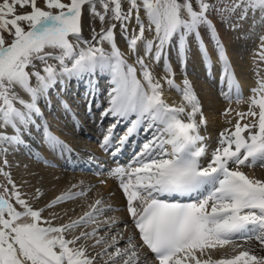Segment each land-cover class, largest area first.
<instances>
[{"label":"snow or ice","instance_id":"1","mask_svg":"<svg viewBox=\"0 0 264 264\" xmlns=\"http://www.w3.org/2000/svg\"><path fill=\"white\" fill-rule=\"evenodd\" d=\"M85 11L90 39L83 35ZM250 11L264 18V0H0V154L11 146L29 147L24 135L40 127L39 102L51 107L50 90L73 79L87 81L91 110L96 78L109 77L108 106L101 117L114 123L102 148L112 146L120 123L128 126L116 152L141 131L148 135L132 163L108 173L119 182L139 243L134 235L112 231L121 221L105 216L115 209L103 198L78 218L54 224L58 214L43 213L87 191H72L77 188L72 185L36 208L0 167L7 181L0 184V264H97V257L103 264H147L149 259L154 264H264V254L236 243L255 240L264 252V179L243 170L264 168V77L257 69L256 86L245 101L209 18L214 13L226 22L239 13L245 19ZM133 21L136 27L130 28ZM117 23L134 63L118 47ZM201 28L207 29L221 65V95L229 103L235 98L247 104L246 111L224 110L223 116L235 112V123L227 120L230 126L219 132L211 149L210 137L202 132L208 118L201 101L186 72L182 84L176 82L168 58L175 50L186 67L189 37H194L210 71ZM258 56L264 61V36ZM161 61L163 74L157 76L153 65ZM165 86L179 94L178 103H168ZM43 136L53 149L63 147L46 122ZM3 163L7 166V159ZM42 195L37 188L32 199ZM229 245L235 254L217 258ZM97 247L100 251L91 255L89 248Z\"/></svg>","mask_w":264,"mask_h":264},{"label":"rangeland","instance_id":"2","mask_svg":"<svg viewBox=\"0 0 264 264\" xmlns=\"http://www.w3.org/2000/svg\"><path fill=\"white\" fill-rule=\"evenodd\" d=\"M213 2H215V0H213ZM125 7H127L126 3H125ZM260 15H262V14L258 11L256 13H252L250 11L248 16L245 19H239V13H237V14L233 15L226 22L222 21L221 18L214 13L210 14V16H209V18L213 21V23L216 26V30H217L218 35H219V40L223 44L225 51L228 52V50H229L230 58L228 55V59L229 60L231 59L232 64L235 65V69H237V73L241 74V76H244L245 78H248V79L255 81V83H256V79H257L256 70L259 69V72H260V68H262L263 64H264V61H261L259 59V56H258V53L260 52V37L262 36V34L264 36V30L261 28L260 31H258V35L254 36L253 38H248L247 35H248L249 30H250L249 26H251L250 22L253 20V18H255V17L257 18L258 16L260 17ZM94 26L96 27L97 31H99L100 24L98 21L95 22ZM132 27H136L134 21L130 25V28H132ZM116 33H117V37L119 39H121V41H123V43L126 44V42L124 41V39L120 35V28H119L118 23H117ZM83 35L85 38H89V39L91 38V32H90V29L88 27L87 11H85ZM146 35H147V33H146ZM201 36L203 37L204 43H205L208 51L210 50L209 52L211 54H215V56H216V62H217L216 74L217 75L216 74L213 75V74H211V71H208V68L205 66V63H204L203 59L201 58V56L197 50V45L195 43L194 37H189L190 52L188 54L186 67L181 66V64L177 58L175 50H169L168 58H169V61L172 65L174 71H175L176 76L179 77V81H181L180 83L182 84V81L185 78V72H186V74H187L186 78L192 83V85L196 89L197 96L201 101L204 114L208 118L207 129L206 130L203 129V130H204L205 135H208L211 138L209 140L210 142L213 143L210 145V149H211V147L215 145V141L217 139L219 132L223 128L230 126L227 124V120L231 119L233 124L235 123V119H234L235 112H233L234 114L231 116H223L222 113L224 112V110L226 108L231 107V108L239 110V111H246L247 108H243L242 110H240L238 107V103L236 101L232 100L231 103H229V101L226 100L224 98V96L221 95L222 85L219 84V82H217L219 76L221 77V65L218 61V56H217V53L215 50V45L212 42V40L210 39L209 33H208L206 28H201ZM239 44H242L245 49L239 50L236 47ZM125 54H126V58L128 59V62L134 63V60H133L134 58L132 59V57L128 53H125ZM127 55L129 56V58L127 57ZM131 60H133V62ZM195 62H197L202 67L201 70H195L194 69L193 63H195ZM216 62L214 64L215 66H216ZM162 64H163V61H161L160 65H156V66H158V67H160V69H162ZM233 65H231V67H234ZM218 69H219V71H218ZM208 75H210V76H208ZM204 77H205L206 81L204 80ZM214 77H215V79H214ZM208 79H210V80H208ZM100 80H101L100 85H101L102 90L99 89V91L96 92V98L94 99V101L91 105V110H89V107H87L88 104H87V101L85 100V93L87 91L88 86L86 87L85 93H84V91H82L83 90L82 88H79V90H76L75 88L72 89V84H71V86L67 85L66 88L63 86L61 89L60 86H57V87L50 90V94L53 97H55V100L58 101V103H60L61 101H64L68 104V106L70 108H69V110H66L62 106L64 109V113H62V112H60L59 109L57 110V103H55V105L53 103V106H52L53 110L49 111V113L48 112L43 113L45 116H43V118L40 120L41 122L39 123V125H41L43 123V120L45 119V120H47L46 122L50 126L56 127L59 130H61L60 138H58L57 134H55V136H57V138L62 142L63 147L57 146L55 149H53V147H51L52 152L49 154V156L46 157V160H47L46 163L40 159H37V160L33 159L32 161L34 163H37L38 166L42 165V167H46V168H49L51 170L53 169L54 171H58L59 173H62V171L63 172L65 171V172H69L72 175L82 174L85 177L84 178L85 182L83 183L84 185L81 188L85 187L86 189L87 188L90 189V191L88 192V190H86V189H81V190L87 191V193H88L87 195H90V194L92 195V197H93L92 203L97 198H103L106 205H111L112 208L115 209V211L107 212L105 214V216L118 218L121 221V223L118 224L117 227L114 228L112 231L113 232L119 231L124 235V237H127L128 235H132V234L128 233L125 236V231L129 230L128 226L129 225L131 226L132 221H131V218L129 217L128 213H127L126 198L124 197V194L119 187L118 180L114 177L109 176V174H108L110 169L115 168L117 166V163H116V161L111 159V157H110L111 152L108 151V149L105 151V148L101 147V144L103 141L102 139L107 134V129L110 127V125L113 123L114 120L111 117H108V118H102L101 117L102 110L108 106L107 105V92L110 88V84H109V77L106 75L101 76ZM200 83H203V84H200ZM206 85L209 87V89H207L208 87ZM97 87H99V86H97ZM208 90H210L209 92L212 93V95H215L217 97L218 101L215 105L216 109L212 108V106L210 105V103H211L210 100H208V102H207L209 104H204V102L202 101V99L205 97V94L208 92ZM223 90L226 91L225 86H223ZM79 92L81 95L79 94ZM100 93H103L104 95L100 94ZM65 97L66 98L68 97L69 100H66ZM97 98L100 99V101L98 100L99 102L97 101ZM55 100L53 102H55ZM67 101H69V102H67ZM100 102H101V104H100ZM98 103H99V105H98ZM85 107H86V109H85ZM75 110H76V112L72 115V113H70V111L74 112ZM58 111H59V113H58ZM213 114L215 116H212ZM76 121H78L77 125H76ZM82 121H84V122L82 123ZM121 124H123V123H121ZM121 124H119L117 129L116 128L114 129V139H113L114 142L116 141L119 134H121V132H122L121 130L124 127V125H126V123L122 126H121ZM78 127L80 128L79 130H78ZM52 131H54V128H52ZM27 134H28V137H29V135H31L30 140L29 139L27 140V141H29L28 149L32 153H34V151H37L39 155H43L42 154L43 153V145H42L43 143H41L40 138H38L36 136V133L32 132V128H30V131L27 132ZM32 135H34V137ZM41 136H39V137H41ZM146 139H148V135L145 134L143 131H141L138 134V141H137V146H136L138 151L140 150L142 144L145 142ZM95 148H98V152L95 151ZM135 154L133 156V159L135 157ZM8 155H10V154H8V153L0 154V167H4V171H6V172H10L11 178L15 182V179L12 176L13 172H12L11 164L8 160ZM27 158L29 159V156ZM129 158H130V156H123V163H120V165L122 164L121 166L127 167L133 161V159H129ZM4 159H7V161H8L7 166H4V163H3ZM99 161H102V164L105 165V172L104 173L99 172V173H101L100 176L94 175L88 169L82 170L79 167H77V165L84 164V165L89 166L90 168H94V164L98 163ZM66 163L70 164V165H75V169H68V166H66ZM19 164H21V165H19ZM18 165L19 166L24 165L21 167V168H24L26 166V162L20 161V163H18ZM257 167L260 168L259 166H257ZM251 169L245 168L244 170H245V172H247V174H249ZM262 171H264V168H262ZM263 179H264V176H263ZM101 181H110V182L101 183ZM6 183H7L6 179L3 176H0V184H6ZM105 184H108V188L112 187L113 190L116 189V190L120 191L121 196H123L121 204L118 202H112V200H110L113 197V195H112L113 193H110L108 191L101 193V191L105 188ZM79 186H81V185H79ZM37 188H39L41 190V192L43 193V190L41 187L38 186ZM37 188L30 189L29 187H27L24 184L19 186L20 191L24 194H33L34 193L31 196L29 202L32 203L33 206L36 208L43 207L46 203L50 202L56 196H59L60 194L63 193V192L58 193V194L54 195V197L51 199L43 198V196H41L38 200L32 199V197L36 193ZM72 191H75V190L73 189ZM78 191H80V190H78ZM78 198H81V197H78ZM76 199H74V200H76ZM74 200H70V201H67L65 203H71ZM60 206H61V204L57 205L53 209H56ZM53 209H50V210H53ZM50 210L45 211L44 213L49 212ZM81 215L82 214H79V212H76L74 215L66 218L63 221H58V222L54 221V224L65 223L68 221L69 218L76 219ZM125 218H127V219H125ZM125 224H127L126 229H125ZM101 235H103V230H101ZM89 243L91 244L92 241H89ZM120 246L121 247L124 246L123 240L121 241ZM98 251H100L99 247H97L95 249L89 248V253L91 255H95V253ZM142 252H143V250H142ZM142 259H143V257H142ZM152 262H154V261L149 259L147 264H151ZM97 264H103V260H101L99 257H97ZM152 264H154V263H152Z\"/></svg>","mask_w":264,"mask_h":264},{"label":"bare ground","instance_id":"3","mask_svg":"<svg viewBox=\"0 0 264 264\" xmlns=\"http://www.w3.org/2000/svg\"><path fill=\"white\" fill-rule=\"evenodd\" d=\"M254 16V15H253ZM250 18V17H249ZM248 18V19H249ZM247 19V20H248ZM246 21V20H245ZM250 21V20H249ZM248 21V22H249ZM248 25V24H247ZM250 30L248 32V38H253L254 36L258 35V31H260V29L262 28L264 30V18H262V15H260V17L258 16L257 18H253V20L250 22ZM133 26V25H132ZM133 28V27H132ZM263 36V34H262ZM117 44H118V47L121 49L122 52L124 53H128V49H127V45L125 43H123V41H121V39H119L117 37ZM105 47L107 48V45H105ZM239 50H244V46L242 44H239L236 46ZM251 49V48H250ZM210 51V50H209ZM248 52V51H247ZM210 53V52H209ZM227 53V57L229 55V58H230V53H229V50ZM141 54H143L141 52ZM210 56H211V60H212V64H211V69H213L212 73L211 74H216L217 72V62H216V56L215 54H211L210 53ZM127 57L129 58V56L127 55ZM132 57V56H131ZM134 57H132L133 59ZM130 60V59H129ZM135 60V58L133 59ZM133 60H131L133 62ZM229 60V59H228ZM231 65L232 64V61L231 59L229 60ZM216 62V66L214 65ZM130 63V62H129ZM194 65V69L195 70H201L202 67L197 63H193ZM234 67H232V70L235 74V80L239 83L240 85V89H241V92H242V95H243V98L244 100L246 101L247 98L251 95V92H250V89L252 87H255L256 86V83L255 81L251 80V79H248V78H245L244 76H241V74L237 73V69H235V65H233ZM154 67V71L155 73L157 74V76L159 75H162L163 74V71L162 69H160V67L156 66V65H153ZM209 71V69H208ZM219 71V69H218ZM261 72V73H260ZM260 72L259 74L264 77V64H263V67L260 68ZM219 73V72H218ZM217 75V74H216ZM210 76V75H208ZM213 79V78H212ZM215 79V77H214ZM181 80V79H180ZM204 80H205V77H204ZM210 80V79H208ZM73 81V83H72ZM206 81V80H205ZM80 81H77L75 79L73 80H70V81H66L65 83V88L68 86H71L72 84V89L75 88V86L79 83ZM83 83V81H81ZM95 82H98V85H99V77L96 78ZM176 82L177 83H180L181 81H179V77L176 76ZM215 82V81H214ZM213 82V83H214ZM217 82H219L221 84V78H218ZM86 85H87V81H85ZM212 83V84H213ZM216 83V82H215ZM181 84V83H180ZM200 84H203V83H200ZM208 85V84H207ZM206 85V86H207ZM88 86V85H87ZM218 86V85H217ZM221 86V85H220ZM225 86V90L227 91V84L226 82L224 83ZM100 87V88H99ZM97 87L96 85V91H99L102 90L101 89V85ZM194 87V86H193ZM208 87V86H207ZM215 88V87H214ZM58 89V88H57ZM60 89V88H59ZM62 89V87H61ZM60 89V90H61ZM106 89V88H105ZM209 89V87L207 88ZM195 92H196V89L194 88ZM76 91V90H75ZM83 91V90H82ZM210 90H208V92L205 94V97L202 99V101L204 102V104H209L207 103L208 100H210V105L212 106L213 109H216L215 105L217 103V97L215 95H212V93L209 92ZM74 93V92H73ZM63 94V93H62ZM78 94V93H77ZM80 94V92H79ZM100 94H103V93H100ZM197 94V92H196ZM69 95V94H68ZM81 95V94H80ZM104 95V94H103ZM67 96V95H66ZM72 96V95H71ZM84 96V95H83ZM102 96V95H101ZM74 97V96H73ZM77 97V96H76ZM66 98V97H65ZM68 98V97H67ZM66 100H69V98ZM75 98V97H74ZM106 98V97H105ZM104 98V99H105ZM165 98L167 99L168 103H178L179 100H180V96L179 94L176 93V91L174 89H168L167 86H165ZM83 99V98H82ZM49 100H50V103H51V107H48L46 106L45 104V101L44 100H41L39 103H40V107H41V110L43 113H46L49 111H51L52 109V106H53V103L55 105V103H57V110L59 109L60 112L64 113V109H63V104L60 102L58 103V101L55 100V97H53L51 94H50V97H49ZM55 100V102H53ZM65 100V99H64ZM73 100V99H72ZM232 100L236 101L235 98H233ZM83 101V100H82ZM85 101V100H84ZM100 101V100H99ZM98 101V102H99ZM69 102V101H68ZM80 103V102H79ZM61 106H60V105ZM101 104V102H100ZM82 105V104H81ZM99 105V103H98ZM75 106V105H74ZM76 107V106H75ZM83 107V106H82ZM88 107V106H87ZM238 107L240 110H242L243 108H247V105L243 102L241 103H238ZM56 108V107H55ZM54 108V109H55ZM70 108V107H69ZM82 109V108H81ZM86 109V107H85ZM71 110V109H70ZM83 110V109H82ZM68 112V111H67ZM71 112V111H70ZM76 112V110L74 111V113ZM59 113V111H58ZM83 113V112H82ZM234 113H232L233 115ZM212 116H215L214 114ZM40 118V117H38ZM36 119L37 121V125H38V122H39V119ZM212 119V118H211ZM210 121V120H209ZM78 122V121H77ZM84 121H82L83 123ZM43 125L42 124L40 127L43 128ZM32 128V132L33 133H36V136L38 138H40L41 140V143H43V155L42 157L37 155V151H34V153H32L27 147H24V146H11L9 147V151L7 152L8 154V160L11 164V168H12V172H13V178L15 179V183L17 185H26L27 187H29L30 189H35L37 188L38 186L42 188L43 190V198H53L54 195L58 194V193H61V192H66L67 190H69L70 188H72V185H77V188H74L75 191H78V190H81V189H86L85 187L81 188L84 184V176L82 174H79V175H72L70 174L69 172H63L62 173H59L58 171H54L53 169H49V168H46V167H42V165L38 166L37 163H34L32 160H33V156L37 155L36 157H40L43 158L45 160V158L47 156H49V154L52 152V149L50 147L49 144H47V142L45 141L44 142V138L42 137H39L41 136V131H39V128H37L36 126H33L31 127ZM51 128H54V131L53 133L55 132V134L58 135V138H60L61 136V130H59L58 128L56 127H53L51 126ZM9 133H11V129H8L7 130ZM202 132L203 134L204 133V130L202 129ZM31 136V135H30ZM208 136V135H206ZM24 139L26 140L27 144L29 143V141H27L28 139V134L25 133L24 135ZM211 139V138H210ZM209 145L213 144L212 142L208 141ZM95 151L98 152V148H95ZM29 156V159L27 158ZM20 161H24L26 162V166L24 168H21L22 166H19L21 164L18 165V163H20ZM24 164V163H23ZM245 169V168H244ZM243 169V170H244ZM250 169V168H249ZM245 171V170H244ZM247 173V172H246ZM249 175L250 176H255L256 178H260V179H263V176H264V171H262V168H258V167H255V168H252L251 171L249 172ZM106 182H110V181H106ZM86 184V183H85ZM112 184V183H111ZM81 185V186H79ZM79 186V187H78ZM22 187V186H21ZM73 190V189H72ZM86 190H88L89 192V189L87 188ZM110 192V193H113V197L110 199L112 200V202H118L121 204L122 202V198L123 196H121V193L120 191L114 189L112 187L108 188V184H105V188L101 191V193L103 192ZM34 194V193H33ZM33 194H26L27 198L29 197V201H30V198ZM88 194V193H87ZM92 200H93V197L92 195H86L85 197H81V198H77L76 200H74L73 202L71 203H62L60 207L56 208V209H53V210H50L49 212H46V213H43V215L45 217H49L50 215V212H55L58 214V216L60 218L54 220L55 222H58V221H63L65 220L66 218L68 217H71L72 215H74L76 212H79V214H83L85 211L89 210L88 209V205H90L92 203ZM110 202V201H109ZM111 202V203H112ZM65 213H67V215H65ZM121 215V214H120ZM118 216V215H117ZM119 217V216H118ZM127 219V218H125ZM129 230L128 231H125V236L126 234L130 233L134 236H136V239H137V243H139V240H138V237H137V232L133 226V224H131V226L129 225ZM236 243H239V244H244L245 247H251L253 248L258 254H264V252L261 251V248H260V245L257 241L255 240H252L248 243L245 244L244 241H240V240H237ZM231 245L229 246H226L225 249H222V250H219L218 253H217V258H219V255L221 253H228V254H235V253H232L231 252ZM240 249H238L239 251ZM143 252H147L145 249H143ZM150 263V262H149ZM154 263V262H152ZM151 263V264H152Z\"/></svg>","mask_w":264,"mask_h":264}]
</instances>
